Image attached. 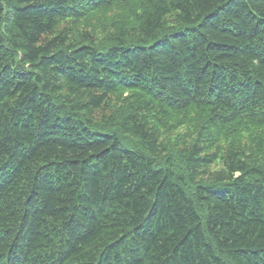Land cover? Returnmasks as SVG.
<instances>
[{"label":"trees","instance_id":"16d2710c","mask_svg":"<svg viewBox=\"0 0 264 264\" xmlns=\"http://www.w3.org/2000/svg\"><path fill=\"white\" fill-rule=\"evenodd\" d=\"M0 264H264V0H0Z\"/></svg>","mask_w":264,"mask_h":264}]
</instances>
